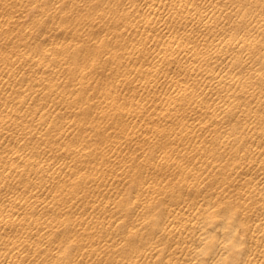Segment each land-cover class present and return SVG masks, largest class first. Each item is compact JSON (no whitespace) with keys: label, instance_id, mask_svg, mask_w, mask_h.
Here are the masks:
<instances>
[{"label":"bare ground","instance_id":"1","mask_svg":"<svg viewBox=\"0 0 264 264\" xmlns=\"http://www.w3.org/2000/svg\"><path fill=\"white\" fill-rule=\"evenodd\" d=\"M0 264H264V0H0Z\"/></svg>","mask_w":264,"mask_h":264}]
</instances>
